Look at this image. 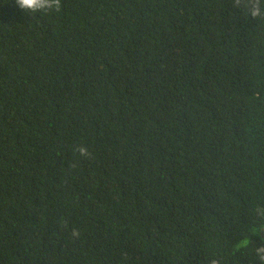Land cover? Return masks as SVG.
<instances>
[{
	"label": "trees",
	"instance_id": "obj_1",
	"mask_svg": "<svg viewBox=\"0 0 264 264\" xmlns=\"http://www.w3.org/2000/svg\"><path fill=\"white\" fill-rule=\"evenodd\" d=\"M257 204L264 21L233 0H0V264H264Z\"/></svg>",
	"mask_w": 264,
	"mask_h": 264
},
{
	"label": "clouds",
	"instance_id": "obj_2",
	"mask_svg": "<svg viewBox=\"0 0 264 264\" xmlns=\"http://www.w3.org/2000/svg\"><path fill=\"white\" fill-rule=\"evenodd\" d=\"M15 3L19 8H21L25 13L36 14V15H47L49 13L59 12L62 8V0H15ZM233 6L236 8H243L252 18H258L264 21V0H233ZM79 154L80 157L88 160L91 159L93 154L90 152L87 146H80L74 150ZM77 167L73 164V168ZM255 214L259 216L261 221H264V204H257L255 207ZM259 228H255L253 234L257 232ZM252 234V235H253ZM72 238L75 240L79 238L80 231L73 228L71 232ZM251 236H244L239 240L236 250L248 249L253 245ZM254 248L255 255L264 262V246L257 245ZM211 264H219L218 261L213 260Z\"/></svg>",
	"mask_w": 264,
	"mask_h": 264
},
{
	"label": "rangeland",
	"instance_id": "obj_3",
	"mask_svg": "<svg viewBox=\"0 0 264 264\" xmlns=\"http://www.w3.org/2000/svg\"><path fill=\"white\" fill-rule=\"evenodd\" d=\"M262 235L264 236V229L262 230Z\"/></svg>",
	"mask_w": 264,
	"mask_h": 264
}]
</instances>
